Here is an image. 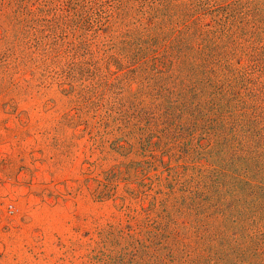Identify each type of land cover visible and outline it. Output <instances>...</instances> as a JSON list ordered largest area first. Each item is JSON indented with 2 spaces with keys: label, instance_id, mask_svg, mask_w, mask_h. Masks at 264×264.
I'll return each mask as SVG.
<instances>
[{
  "label": "rangeland",
  "instance_id": "rangeland-1",
  "mask_svg": "<svg viewBox=\"0 0 264 264\" xmlns=\"http://www.w3.org/2000/svg\"><path fill=\"white\" fill-rule=\"evenodd\" d=\"M215 1L0 0V264H264V168L203 83L234 22L264 86V0Z\"/></svg>",
  "mask_w": 264,
  "mask_h": 264
},
{
  "label": "trees",
  "instance_id": "trees-1",
  "mask_svg": "<svg viewBox=\"0 0 264 264\" xmlns=\"http://www.w3.org/2000/svg\"><path fill=\"white\" fill-rule=\"evenodd\" d=\"M246 1H215L216 3L219 2V22L226 20L233 21L237 16L242 15L241 17H243L244 13H249L248 10L241 11L240 9L242 6L246 7L244 5ZM199 10L194 11L195 13L199 11L196 15L198 19L202 9ZM261 10L263 13H259L264 15V10ZM157 11L159 13L158 9ZM203 11H207V9ZM181 12L184 14L182 17L177 18L174 25L177 26L178 23L184 25L186 29L184 34L187 38L190 35L196 36L197 39L206 38L203 36L204 31L201 24L198 21H194L193 23L192 19L188 21V18H186V16H190L194 12L189 13L190 11H187L185 8L181 9ZM238 22H248V20L241 19ZM174 29L180 31V28ZM246 29L245 27H237L232 22L228 26L222 23L220 27L210 31L211 36L207 40L208 47L207 52H205L210 57L209 59L206 58L204 62H210L211 57H219V79L216 80L214 77H209L203 83L206 86L219 83V90H213L212 94L214 98L219 95V99L223 100L219 116L224 115L227 120L229 118L228 121L224 120V127L230 125L228 130L233 131L230 136H228L229 132L226 135L228 143L229 141L235 143L234 146L230 145V143L228 144L229 150L227 153L229 161L254 164L259 167L258 172H260L264 168V86L257 85L254 81L256 77L253 76V70L244 66L245 58L251 53V41L243 45L237 41V35L241 34V37L242 35L244 37L249 36ZM202 51L204 52L201 49L200 52ZM196 87L197 84L194 88ZM233 123L236 126H233ZM238 178L241 179V177ZM238 178H236L237 181L239 180ZM260 178L264 180V177ZM247 184L252 186L251 183ZM258 188L264 196V185H260ZM251 208L256 213L257 209L252 205ZM258 248V246L255 248L253 256L260 251Z\"/></svg>",
  "mask_w": 264,
  "mask_h": 264
}]
</instances>
